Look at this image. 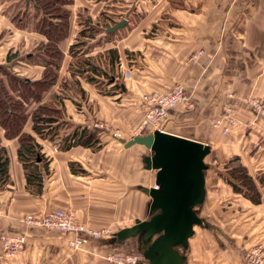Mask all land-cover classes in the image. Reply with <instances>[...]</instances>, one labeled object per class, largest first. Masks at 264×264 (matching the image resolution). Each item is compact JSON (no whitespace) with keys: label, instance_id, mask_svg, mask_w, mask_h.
<instances>
[{"label":"crops","instance_id":"obj_1","mask_svg":"<svg viewBox=\"0 0 264 264\" xmlns=\"http://www.w3.org/2000/svg\"><path fill=\"white\" fill-rule=\"evenodd\" d=\"M66 9L69 28L57 44L62 59L56 81L22 108L26 120L21 132L34 138L42 155L38 182L27 184L17 158L18 138L5 137L0 127V149L8 158V179L0 194V234L24 238L23 250L13 259L0 248V264H109L108 256L118 253L145 262L136 239L118 245L114 236L149 218L150 198L144 189L154 186L156 171L145 169L149 150L136 144L124 147L120 141L152 133L138 129L146 110L143 97L177 85L185 99L170 112L164 132L210 148L199 217L226 203L229 211L221 219L243 222L236 237L239 245L234 242V249L228 248L227 254L235 255L227 263L213 248V257L206 259L193 235L183 264H248L250 252L264 250V114L249 104L251 98L264 103V0H72ZM122 20L123 26L105 32ZM90 29L95 30L93 36H80L81 30ZM46 41L42 34L17 28L12 19L0 16V87L10 96L18 98L8 76L30 82L42 78L41 47ZM78 42L82 44L72 54ZM229 107L238 124L223 135L212 122ZM39 109L41 118L48 120L41 124L45 136L33 130L32 115ZM75 128L96 131L101 147L59 148L56 142ZM232 159L252 178L260 203L235 193L224 181ZM54 209L72 212L87 228L110 234L89 238L74 249L69 245L71 233L20 222L25 215ZM208 226V232L224 235L218 226Z\"/></svg>","mask_w":264,"mask_h":264},{"label":"water","instance_id":"obj_2","mask_svg":"<svg viewBox=\"0 0 264 264\" xmlns=\"http://www.w3.org/2000/svg\"><path fill=\"white\" fill-rule=\"evenodd\" d=\"M124 24L125 20L117 22L105 32H114ZM120 142L124 147L136 144L149 150L150 155L144 158L145 169L156 173L154 186L144 189L150 198L149 218L117 232L114 242L119 245L129 238L136 239L137 250L145 261L140 264H183L194 228H208L199 212L205 196L204 173L208 166L204 160L209 146L159 130Z\"/></svg>","mask_w":264,"mask_h":264},{"label":"trees","instance_id":"obj_3","mask_svg":"<svg viewBox=\"0 0 264 264\" xmlns=\"http://www.w3.org/2000/svg\"><path fill=\"white\" fill-rule=\"evenodd\" d=\"M71 3L72 0H32L31 5L35 9L33 19L30 23L28 22L29 20L21 22L17 16L12 19V22L17 28L23 29L29 26L32 31L42 34L47 39L46 43L42 44L41 47L43 55L42 64L44 67L42 78L39 81L30 82L25 79L8 76L10 88L12 91H17L18 98L10 96L2 86L0 87V127L4 129L5 137L18 138L19 147L17 150V158L22 165L27 184L39 181L40 174L37 170V163L42 160V155L40 153V147L34 138L21 132L26 120L22 111L23 103L30 99H39L40 94L56 81L57 70L62 59V54L57 44L67 36L69 12L65 9V6ZM94 32L95 30L91 29L87 31L81 30L80 36H84L85 34L93 36ZM80 44L82 43L78 42L71 47L70 51L72 54ZM79 65H81L80 62ZM93 70H95L94 67ZM43 112L47 111L44 110ZM32 121L33 130L37 134L45 136L41 131V124L48 120L41 118L40 109L32 115ZM57 142V146L61 149L81 146L96 150L101 147L97 132L90 131L86 128H75L70 136L60 141V143ZM7 165L8 158L5 150L0 149L1 188L8 179ZM226 169L224 181L231 186L235 193L242 194L243 197L254 204L261 202L259 192L252 178L247 175L245 168L237 163L236 159L230 160L226 164Z\"/></svg>","mask_w":264,"mask_h":264},{"label":"built area","instance_id":"obj_4","mask_svg":"<svg viewBox=\"0 0 264 264\" xmlns=\"http://www.w3.org/2000/svg\"><path fill=\"white\" fill-rule=\"evenodd\" d=\"M128 71V70H127ZM185 99L184 91L181 86H175L166 93H151L143 97L146 105L144 117L138 127L139 131L159 130L164 131L165 124L169 119L170 112L178 107ZM250 106L257 114H264V103L260 98H251ZM235 110L232 107L227 108L224 116L217 118L212 122V127L219 129L223 135H229L237 126ZM103 125L98 124L95 127L101 129ZM119 138V134H113ZM3 188V187H2ZM0 187V194L2 192ZM2 209L0 207V216ZM20 222L26 226L44 228L56 232L71 233L73 238L69 245L74 249L82 248L89 238L99 239L109 236V231H94L78 222L74 214L69 211L54 209L43 214L25 215L20 218ZM0 248L8 259H13L23 250L24 238L2 233L0 234ZM248 264H264V250L257 248L247 255ZM109 264H139V260L130 254L118 253L108 256Z\"/></svg>","mask_w":264,"mask_h":264},{"label":"rangeland","instance_id":"obj_5","mask_svg":"<svg viewBox=\"0 0 264 264\" xmlns=\"http://www.w3.org/2000/svg\"><path fill=\"white\" fill-rule=\"evenodd\" d=\"M67 6V5H66ZM65 6V9H66ZM34 7L31 5V2H28V0H0V16H3L7 20L10 21V19H13L17 16L18 20H21V22H31V17L34 13ZM67 10V9H66ZM28 18V19H27ZM84 17L81 18V22L84 21ZM29 28V26H26V28ZM31 47V48H30ZM33 44L29 46V51L32 49ZM62 54V53H61ZM96 65V63H94ZM61 65V63H60ZM204 161H207L209 163V158H205ZM209 165V164H208ZM228 207L226 203H223V205L219 206L216 210L207 209V217L206 213H202L200 217H205L204 220L207 222V224L218 226L224 231V235H217L208 232V230H212L210 226L208 228H201L199 226L195 227L194 235L195 237V246L197 248H202L201 250L203 252V255L206 259L209 260L210 257H213V249L217 250L220 259H224L222 263H227V260L229 257H233V255L227 254L228 248L234 249L235 243L238 244V241L236 240V237L239 236L240 230H243L242 224L243 222H239L237 225L235 223H227V219H224V221L221 219V216L226 215L228 213ZM234 211V210H233ZM231 230V232L229 231ZM239 240V239H238ZM244 241V240H243ZM235 242V243H234ZM239 245V244H238ZM213 248V249H212ZM224 248V250H223ZM208 249V250H207ZM220 249V250H219ZM227 249V250H226ZM202 254L199 255L200 257L203 256ZM205 263L209 264L210 261L204 260ZM211 264V263H210Z\"/></svg>","mask_w":264,"mask_h":264}]
</instances>
